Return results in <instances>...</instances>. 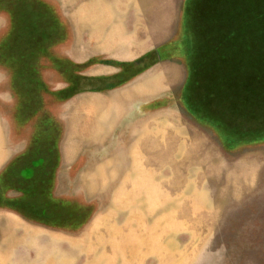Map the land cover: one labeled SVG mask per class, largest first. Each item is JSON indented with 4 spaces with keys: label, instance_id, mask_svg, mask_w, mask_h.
I'll use <instances>...</instances> for the list:
<instances>
[{
    "label": "rangeland",
    "instance_id": "1",
    "mask_svg": "<svg viewBox=\"0 0 264 264\" xmlns=\"http://www.w3.org/2000/svg\"><path fill=\"white\" fill-rule=\"evenodd\" d=\"M239 26L227 49L243 66L216 47ZM262 32L264 0H0V117L36 161L35 182L0 183V206L21 194L36 226L0 264H264ZM137 46L142 61L113 60ZM140 75L164 150L129 183L97 173L130 162L87 149L77 101Z\"/></svg>",
    "mask_w": 264,
    "mask_h": 264
},
{
    "label": "crops",
    "instance_id": "2",
    "mask_svg": "<svg viewBox=\"0 0 264 264\" xmlns=\"http://www.w3.org/2000/svg\"><path fill=\"white\" fill-rule=\"evenodd\" d=\"M111 38L115 39L116 37L110 36ZM140 50H142L141 46H137L135 51L133 48H128L124 51L123 55L120 54V57L117 56L113 60L120 64L138 63L148 54V52L142 53ZM147 79L148 77L140 75L138 80L136 78L118 89L90 93L89 96L84 98L80 97L82 99L77 101L78 104H81L78 106V114L81 117L80 120L83 121L81 123L79 122L78 126H82V135L88 139V142L85 139V142L88 144L87 149L98 153V155L100 154L99 156L102 160L118 161L119 159L130 162L127 173L126 171H122V166L119 168L114 165H101L97 172L101 176L102 173L104 174V168L113 167L114 176L125 173V177H136V179L126 180V182H142L143 180L137 178L142 177L143 170L145 171V175L148 173V153L150 150L154 152L164 150L163 147H151L150 149V134L148 129L149 113L147 110L149 89ZM1 114L0 183L4 182L5 173L10 171L15 175L16 182L18 183L35 182L34 171L32 172L30 170L29 164H36V161L35 158H31V155H27L28 142L26 138H20L18 140L15 138L16 133H13L10 125L6 126L5 124V113L3 112ZM65 120L62 126H65ZM63 129L65 128L63 127ZM62 131L64 132V130ZM63 132L62 135L66 139L67 135ZM23 135L25 136V134ZM161 137V144L163 145V133ZM90 138L92 139L90 140ZM15 163L17 165L19 164L16 170L14 169ZM116 168L120 172L116 171ZM133 173H136V176ZM83 174L84 176H89V173ZM119 181L121 180L103 181L87 179L82 182ZM21 196V194L16 192H8L3 195L4 203L0 206V247L13 248L18 246L22 240L29 239L27 237L29 232L36 231L35 224L28 221L20 210H16L18 206H21Z\"/></svg>",
    "mask_w": 264,
    "mask_h": 264
},
{
    "label": "trees",
    "instance_id": "3",
    "mask_svg": "<svg viewBox=\"0 0 264 264\" xmlns=\"http://www.w3.org/2000/svg\"><path fill=\"white\" fill-rule=\"evenodd\" d=\"M255 16V15H254ZM255 18V17H254ZM258 20L259 19H261L260 17H256ZM246 23H248V21H245ZM241 25H243L242 24V21H240L239 22ZM261 23V22H260ZM259 27H261L262 28V23H261V25L259 26ZM223 29H225V28H221V30H218V34H219V36H220V39H221V41H220V44L219 43H217V45L218 46H216L217 47V49H218V51H217V54H219V56L221 57V58H226V57H228V54L232 57V58H235V57H237V59H238V63H240L241 64V61H242V56L243 55H241V54H243L242 52H239V50H236V51H234L233 49L231 50V51H228V49H227V35H228V33H231V35L232 34H234V35H236V39H239V37H240V34L242 33V27L241 26H239V27H237V29H234V30H230V29H225V30H223ZM259 34V33H258ZM260 37H262V38H264V32H262L261 34H260ZM228 59V58H227ZM242 65V64H241ZM243 66V65H242ZM243 68L244 67H240V72L241 73H243ZM228 70V69H227ZM227 70H222L223 72L224 71H226V73L228 74V72H227ZM245 72V71H244ZM242 75V74H241ZM224 101H226V99L224 98Z\"/></svg>",
    "mask_w": 264,
    "mask_h": 264
}]
</instances>
